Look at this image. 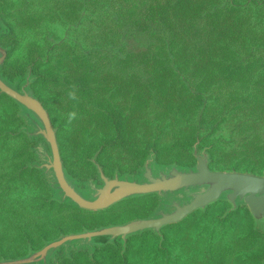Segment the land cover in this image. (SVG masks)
<instances>
[{"label": "rangeland", "instance_id": "374dc122", "mask_svg": "<svg viewBox=\"0 0 264 264\" xmlns=\"http://www.w3.org/2000/svg\"><path fill=\"white\" fill-rule=\"evenodd\" d=\"M190 1L194 26L196 14L203 12L202 26L215 12L243 30L234 24L209 50L204 31L199 40L187 25L171 30L161 6L154 21L134 26L149 0H0V44L8 49L2 72L19 88L29 81L46 103L65 167L86 196L103 185L98 165L109 178L141 181L148 161L156 174L195 170V150L208 154L213 170L264 174V0ZM220 44H232V52ZM73 84L78 102L67 96ZM12 101L17 128L13 104L0 100V261L26 257L61 235L169 211L172 200L201 191L133 197L99 212L62 202L53 173L28 165L42 161L36 149H50L20 132L25 119ZM71 111L78 118L66 131ZM112 114L125 126L120 145L105 143L114 134ZM20 134L34 144L28 148ZM42 264H264V227L245 204L232 210L220 200L160 234L93 248L74 243Z\"/></svg>", "mask_w": 264, "mask_h": 264}, {"label": "water", "instance_id": "95a60500", "mask_svg": "<svg viewBox=\"0 0 264 264\" xmlns=\"http://www.w3.org/2000/svg\"><path fill=\"white\" fill-rule=\"evenodd\" d=\"M7 56L8 49L0 44V96L10 97L20 107V116L26 123L20 132H25L30 139L43 138L48 144L49 152L36 149V153L43 157L42 161L29 163V166L45 174L53 173L51 184L60 196L58 198L60 201L73 203L86 211L99 212L133 197L167 195L190 189L201 191L194 192L187 202L172 200L169 211L161 210L151 217L61 235L26 257L3 260L0 264H42L49 261L60 248L69 247L74 243H82L88 248H93L95 245L113 243L118 238L126 241L131 236L147 231L160 234L165 227L179 224L194 212L205 210L220 200L228 201L232 205V210L245 204L255 224L264 227V174L213 170L208 154H200L198 150L194 153L197 158L195 170L185 171L172 167L168 171L156 174L151 162L148 161L144 168V179L141 181L109 178L98 165L103 185L96 188L92 195L86 196L65 167L58 131L48 109L32 91L30 82L26 81L19 88L17 83H12L4 76L2 69Z\"/></svg>", "mask_w": 264, "mask_h": 264}, {"label": "trees", "instance_id": "16d2710c", "mask_svg": "<svg viewBox=\"0 0 264 264\" xmlns=\"http://www.w3.org/2000/svg\"><path fill=\"white\" fill-rule=\"evenodd\" d=\"M158 6H161L164 8V15L166 16L167 20H169L170 23H172V25H173L171 30H173L174 29L173 27L177 24H178L179 30H180V27L184 28L185 25H187V27L184 29V31L189 32L188 35H191L193 33H197L198 35L195 38H197L199 40L202 38V32L201 31H204L205 36L206 37L208 36V41H211V42H209V45H208L209 50L214 49V48H211L212 46H216L215 45L216 38L219 39V37H221L222 34L225 33L226 35H228L227 31L230 32V30H232V31L234 30V27H233L234 24L243 30V24L240 21H237V23L231 24L232 17L230 20L227 19L231 15L226 16V18L223 19V20L227 19L228 21H223L215 14V12H211L209 14L210 19H207V22H205L202 26H201L200 20L203 17V12H199L198 14H196V15H199L196 18L197 26H194V23H193L194 20H192L190 22V21H188V19L191 15L195 16L193 14V11L195 10L196 5L194 4V9L192 10L193 5H192V2L190 0H163V1H161V0H149V2L145 6L146 15L140 20H135L134 26H137V25L139 26L140 22H143V21L148 20V19L150 21H154V17H151L152 16L151 14L154 12H158L157 11ZM233 6H235V5H232L230 8H233ZM150 17H151V19H150ZM238 18L240 19V16L237 17V19ZM165 21L166 20L162 19L161 23H163ZM226 24H229V25H226ZM219 26H221V29H219ZM211 32H212V34H211ZM6 43L8 44V42H6ZM192 45L197 47V44H192ZM220 45H221L220 47H224V48H222V50L232 52L231 51L232 44H229V45L220 44ZM244 47L245 46H243V48ZM35 69L37 71V67H35ZM24 70L25 69L21 70V74L24 73ZM4 73L11 78L15 76L14 69L9 64H7L5 66ZM1 99H6L11 104H13V112L10 115V122L15 128H17L18 126H20V124H22V120L19 117H17V108H16L15 103L7 96H1L0 100ZM42 102L45 106H47L44 101H42ZM109 117H110V119L112 118L111 120H113L111 123H112L113 129H114V134L112 137L107 139L105 141V143H108V145H110V144L120 145V143H124L125 136H127L125 126L123 124H120V115H118V114L113 115L112 114ZM19 137L22 139L23 144L28 146V148L34 144L33 142H30L24 134H20ZM23 153H25L26 155H29L27 157V159L31 160L32 154H31V152L28 151L27 148L25 151H23Z\"/></svg>", "mask_w": 264, "mask_h": 264}, {"label": "clouds", "instance_id": "9594fccd", "mask_svg": "<svg viewBox=\"0 0 264 264\" xmlns=\"http://www.w3.org/2000/svg\"><path fill=\"white\" fill-rule=\"evenodd\" d=\"M77 91H78V87L77 85L73 84L70 86L69 90L67 91V96L69 100L72 101H79V97L77 95ZM78 118V115L75 111H71L69 113H67L66 115V123H65V130L66 131H70L71 130V125L73 123L74 120H76Z\"/></svg>", "mask_w": 264, "mask_h": 264}, {"label": "crops", "instance_id": "0c3cea01", "mask_svg": "<svg viewBox=\"0 0 264 264\" xmlns=\"http://www.w3.org/2000/svg\"><path fill=\"white\" fill-rule=\"evenodd\" d=\"M5 96V95H4ZM10 98V97H9ZM25 121V120H24ZM32 154V156H33V158H34V154L33 153H31ZM34 162H36L34 159L32 160V161H29V163H34ZM29 163H28V165H29ZM32 168H34V167H32Z\"/></svg>", "mask_w": 264, "mask_h": 264}]
</instances>
